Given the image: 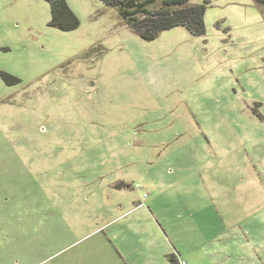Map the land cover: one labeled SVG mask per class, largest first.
<instances>
[{
  "label": "rangeland",
  "instance_id": "obj_1",
  "mask_svg": "<svg viewBox=\"0 0 264 264\" xmlns=\"http://www.w3.org/2000/svg\"><path fill=\"white\" fill-rule=\"evenodd\" d=\"M66 2L0 0V264H264V7L146 40Z\"/></svg>",
  "mask_w": 264,
  "mask_h": 264
},
{
  "label": "trees",
  "instance_id": "obj_2",
  "mask_svg": "<svg viewBox=\"0 0 264 264\" xmlns=\"http://www.w3.org/2000/svg\"><path fill=\"white\" fill-rule=\"evenodd\" d=\"M49 4V25L62 31L75 29L79 21L66 0H46ZM104 5L116 7L125 25L142 39H154L160 32L182 26L192 35L205 31V4H188L189 0H161L159 7H152L157 0H100ZM264 7V0H254ZM7 81L5 73L0 72ZM16 80V79H14ZM170 264H179L174 254L167 256Z\"/></svg>",
  "mask_w": 264,
  "mask_h": 264
},
{
  "label": "built area",
  "instance_id": "obj_3",
  "mask_svg": "<svg viewBox=\"0 0 264 264\" xmlns=\"http://www.w3.org/2000/svg\"><path fill=\"white\" fill-rule=\"evenodd\" d=\"M179 262V264H185V261L184 260H180V261H178Z\"/></svg>",
  "mask_w": 264,
  "mask_h": 264
},
{
  "label": "crops",
  "instance_id": "obj_4",
  "mask_svg": "<svg viewBox=\"0 0 264 264\" xmlns=\"http://www.w3.org/2000/svg\"><path fill=\"white\" fill-rule=\"evenodd\" d=\"M141 202H137V205H139ZM152 213V212H151ZM186 264V263H185Z\"/></svg>",
  "mask_w": 264,
  "mask_h": 264
}]
</instances>
